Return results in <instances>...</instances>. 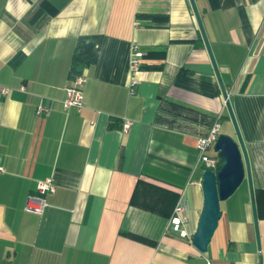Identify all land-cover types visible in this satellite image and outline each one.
<instances>
[{
    "label": "crops",
    "instance_id": "obj_1",
    "mask_svg": "<svg viewBox=\"0 0 264 264\" xmlns=\"http://www.w3.org/2000/svg\"><path fill=\"white\" fill-rule=\"evenodd\" d=\"M90 34L85 108L66 112ZM133 45L145 56L131 94ZM217 116L245 177L200 252L168 224L181 202L196 228L197 138ZM47 177L48 206L25 211ZM0 264H264V0H0Z\"/></svg>",
    "mask_w": 264,
    "mask_h": 264
},
{
    "label": "built area",
    "instance_id": "obj_2",
    "mask_svg": "<svg viewBox=\"0 0 264 264\" xmlns=\"http://www.w3.org/2000/svg\"><path fill=\"white\" fill-rule=\"evenodd\" d=\"M145 54L140 50L137 45H133L131 48L130 60H129V93H134V86L138 83L136 73L142 66L143 58ZM86 77L83 71L79 74L69 77L68 84L65 87V96L61 100L63 109L68 112L70 110L81 111L85 108V99L83 93V86L85 84ZM23 90V87H20ZM8 88L3 87L1 93H6ZM227 96H225V101ZM34 112L37 116H47L50 113V106L45 101L44 97H41L38 103L35 105ZM133 121L128 118H123L121 124V130L127 132L132 126ZM219 116H217L211 123L208 133L205 136L197 138V150L198 157L197 163L201 166L202 171L213 170L216 171L218 166L221 165V159L217 152L211 153L214 148V143L220 134ZM55 191V184L51 177L38 180L35 185V191L27 195L24 209L25 211L35 214L43 213L44 209L48 206L46 196L52 194ZM185 206L179 202L173 212L172 217L169 220L168 228L173 233H176L181 238L191 240V235L185 228L187 217L184 214Z\"/></svg>",
    "mask_w": 264,
    "mask_h": 264
},
{
    "label": "water",
    "instance_id": "obj_3",
    "mask_svg": "<svg viewBox=\"0 0 264 264\" xmlns=\"http://www.w3.org/2000/svg\"><path fill=\"white\" fill-rule=\"evenodd\" d=\"M214 150L221 159V165L216 171L207 169L202 172V209L191 235L192 244L200 252L207 250L221 217L220 201L227 199L245 177L242 152L235 139L220 133L214 143Z\"/></svg>",
    "mask_w": 264,
    "mask_h": 264
},
{
    "label": "trees",
    "instance_id": "obj_4",
    "mask_svg": "<svg viewBox=\"0 0 264 264\" xmlns=\"http://www.w3.org/2000/svg\"><path fill=\"white\" fill-rule=\"evenodd\" d=\"M139 16H142L139 14ZM144 16L160 17L158 14H145ZM100 34L82 35L77 39L75 50L71 59L68 77L79 74L87 65L95 63L98 57ZM164 51V47L160 49ZM14 61V58L12 59ZM220 165L218 166V168Z\"/></svg>",
    "mask_w": 264,
    "mask_h": 264
},
{
    "label": "rangeland",
    "instance_id": "obj_5",
    "mask_svg": "<svg viewBox=\"0 0 264 264\" xmlns=\"http://www.w3.org/2000/svg\"><path fill=\"white\" fill-rule=\"evenodd\" d=\"M222 122V121H221ZM214 149V148H213ZM213 151H215V150H213ZM216 152V151H215ZM241 185V184H240ZM240 185L238 186V187H240ZM221 203H222V201H220V205H221ZM220 209H221V206H220Z\"/></svg>",
    "mask_w": 264,
    "mask_h": 264
}]
</instances>
